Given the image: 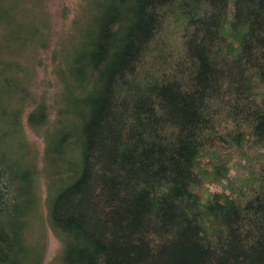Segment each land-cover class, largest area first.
Listing matches in <instances>:
<instances>
[{
    "label": "trees",
    "instance_id": "obj_1",
    "mask_svg": "<svg viewBox=\"0 0 264 264\" xmlns=\"http://www.w3.org/2000/svg\"><path fill=\"white\" fill-rule=\"evenodd\" d=\"M27 2L0 0V264H42L26 237L39 167L23 116L35 99L5 55L40 41ZM87 11L59 52L53 105L41 95L27 115L49 127L62 263L264 264V0Z\"/></svg>",
    "mask_w": 264,
    "mask_h": 264
},
{
    "label": "rangeland",
    "instance_id": "obj_2",
    "mask_svg": "<svg viewBox=\"0 0 264 264\" xmlns=\"http://www.w3.org/2000/svg\"><path fill=\"white\" fill-rule=\"evenodd\" d=\"M90 1L28 0L25 4L22 17L25 20L32 19L37 25L36 35L40 44L25 42L17 48L7 50L5 55L20 62L23 67H20L22 68L19 71L20 76H27L29 94L36 102L44 95L45 101L52 106L55 95L61 91L62 84L58 77L59 52L65 45L71 43L70 38L75 35L78 25L86 21ZM55 53L58 60L54 58ZM35 100L30 102L32 104L27 106L23 116L25 122L23 135L29 144L28 159L37 162L39 167L38 201L26 237L31 247L40 248L42 264H63L64 243L53 231L49 218V183L53 178L57 179L45 158L47 150L45 131L49 127L48 125L33 127L27 121V115L36 107ZM254 155L256 156V151L249 156L251 164H256ZM247 162L246 160L243 163Z\"/></svg>",
    "mask_w": 264,
    "mask_h": 264
}]
</instances>
